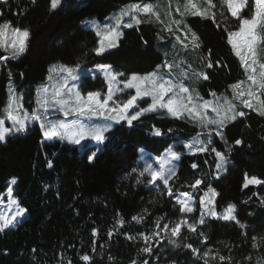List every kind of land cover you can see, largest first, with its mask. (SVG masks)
<instances>
[{
  "label": "trees",
  "instance_id": "16d2710c",
  "mask_svg": "<svg viewBox=\"0 0 264 264\" xmlns=\"http://www.w3.org/2000/svg\"><path fill=\"white\" fill-rule=\"evenodd\" d=\"M141 2L153 4L157 0H64L63 7L56 11L49 10L50 0H37L35 5H31L30 0H10L8 5L0 6L5 13L0 20L7 19L14 26L28 28L31 33L27 52L17 60L0 65V118L4 116L8 100L9 72L16 92L24 95L27 108L29 102L35 106L34 90L47 79L52 64L74 65L83 61L86 69L109 64L115 71L131 76L155 71L165 59V52L169 53L167 58H171L173 37L163 31L157 21L144 15L140 17L144 23L122 29L123 36L117 48L99 57L90 52L98 38L94 32L83 30L81 21L95 18L103 24L125 5ZM213 3L219 10L220 1L213 0ZM24 8L28 10L18 14ZM223 10L229 29H236L238 21L230 16L226 7ZM245 14L251 15L247 9ZM217 19L221 20L219 15ZM183 20L201 38L196 62L200 71L209 74V80L196 84L202 97L210 99V92L227 93L230 85L245 79V70L227 43L224 23L218 28L211 18L191 15ZM158 35L164 39H157ZM209 50L213 63L220 61L224 67L203 68L201 61L209 55ZM4 54L0 50V55ZM81 84L84 94L107 91L100 76L96 79L89 76L82 79ZM244 112L245 117L237 118L224 129L228 145L233 146L226 173L219 179L213 177L216 171L213 153L185 154L176 176L169 183L174 196L190 193L194 191L190 185L203 176L198 194L211 184L219 193L215 199L217 211L234 203L237 218L247 228L241 229L234 221L207 219L194 233L182 227L177 237L179 248H173L166 239L159 245L153 240L151 256L139 251L144 242L137 233L144 230L151 233L158 216L165 217L161 221L164 223L178 221L181 214L178 205L173 208L175 200L167 195V190L160 192L143 183L137 184L132 169L138 165L141 148L154 157L160 156L169 145H179L176 150L186 152L183 143L202 131L194 122L148 113L134 121V128L129 129L126 124L113 125L112 143L91 165L87 155L76 147L59 141L43 142L38 123L31 125L25 135L9 137L6 144H0V196L15 177L18 183L14 194L27 209V219L19 227L0 233V264H68L69 261L84 264L80 259L84 254L92 258L91 264H131L133 260L138 262L136 264L144 260L149 264H203L202 259L194 257L192 251L184 247L185 244H191L201 254L211 249L231 257V264H264V242L258 240L259 247L252 246L253 236L264 237V205L259 199L264 197V185L242 188L245 173L264 179V117L255 111ZM153 127L159 128L163 135H151ZM236 139L243 141L241 146L234 145ZM215 146L223 151L226 145L216 137ZM48 161H52L51 168ZM192 163L199 167L193 169ZM144 209L148 213H144ZM137 214L144 216L139 224L132 220ZM197 215L198 209L191 218ZM118 220L125 221L123 226ZM93 229L97 231L96 237L92 236ZM109 231L113 232L111 238ZM201 231L207 236L206 243H201ZM125 234L136 238L127 239ZM208 264L221 262L218 257L216 260L209 258Z\"/></svg>",
  "mask_w": 264,
  "mask_h": 264
},
{
  "label": "snow or ice",
  "instance_id": "6c2138e0",
  "mask_svg": "<svg viewBox=\"0 0 264 264\" xmlns=\"http://www.w3.org/2000/svg\"><path fill=\"white\" fill-rule=\"evenodd\" d=\"M9 2L10 0H0V6H6ZM205 2L207 7H202L195 0H186L184 12H181L180 7L177 6L176 11L181 19L172 20V23L176 25L175 30L171 25H166L162 30L173 37V50H176L179 45L180 50L195 51L201 47V38L184 22L185 13L202 19L211 18L218 28L221 23L225 24L227 43L239 58L241 66L245 70L247 82L250 83L246 88L244 87L246 81H238L230 85L233 96L231 99L223 97V103H221L222 98L215 92L209 93L212 99H205L197 89L186 86L183 80L190 79L192 75H195L197 79L207 81L209 74L203 70L194 72L192 65L187 63L185 58H181L179 61L169 60L167 52L164 54L165 59L156 66V70L143 77L137 74L127 76L123 72L115 71L109 64H97L91 69H86L83 61H77L74 65L52 64L48 68L47 82L37 88L36 106L30 111L20 102V97H18L11 81L12 74L9 72V99L3 109L5 116L0 118V144H6L9 137L25 135L31 125L39 123L44 140L49 142L58 140L82 150L91 165L98 160L99 154L112 143L114 138L110 134L114 131L113 125L121 124L123 126L126 124L129 129L134 128V121L148 113L163 114L166 111L169 117L177 120H190L202 129L191 140L183 143L186 152L177 151L176 148L179 145H169L157 157H153L151 154L145 155L142 148L139 150L138 167L132 169V173L137 174L136 183H143L150 189L160 192L167 190V195L175 200L173 208L175 209L178 205V211L181 214L178 221L169 220L164 223L161 221H164L165 217L158 216L150 234L137 233V236L142 238L145 243V246L139 251L149 256L153 254V240L159 245L166 239L173 248H179L180 243L177 237L180 235L182 227H186L189 232L194 233L199 225L207 222L208 218L234 221L241 229L247 228V225L237 218V206L234 203L230 202L222 211H217L215 198L219 193L211 184L199 198V217L189 220L187 214L196 211L192 195L183 192L174 196L169 183L176 176L183 156L197 153H213L215 155L216 171L214 176L219 179L228 170L229 156L233 150V146L227 143L224 129L227 124L237 118L246 116L243 110H238V105L264 117V59L260 58L261 53H264V0H220L219 13L213 11L217 8L213 0H205ZM36 3L37 0H30L31 5ZM63 4L64 0H50L49 10L56 11L62 8ZM155 7L156 5L150 2L129 3L120 12L109 17V22L106 24L99 23L95 18L81 21L82 29L94 32L98 38L96 46L90 49V52L99 57L105 52L117 48L119 40L123 36L122 29L144 23L145 21L140 18L142 15L156 17L159 20V13L154 10ZM224 7L231 17L238 21L236 29H229L227 26L228 19L224 13ZM245 9L251 13L250 16L245 14ZM27 10L24 8L18 14L22 15ZM4 15L5 13L0 10V18ZM168 15L171 16V12ZM217 15L221 20L217 19ZM125 18L128 19L125 20ZM30 36L28 28L14 26L7 19L0 20V50L5 53L0 55V65L23 56L29 48ZM157 39L163 40L164 37L158 35ZM145 43L147 42L145 41ZM87 55L88 53H85V56ZM201 63L206 69L224 67L220 61L213 63L211 50L207 57L202 58ZM183 64H187L186 69L181 67ZM164 72H167V78L164 76ZM177 72L183 78L180 81L175 79ZM89 76L92 79L103 76L107 92L88 91L84 94L81 90V81ZM132 89L135 90V94L128 92ZM125 94L128 98L121 99ZM145 97L151 98V103L144 101L147 104L146 107L141 104ZM209 112L214 116H210ZM53 113L62 114L63 119H52ZM96 119H102L105 123H92ZM6 122L11 126H6ZM171 131L169 129V133ZM150 134L155 137L163 135L162 131L156 127L152 128ZM216 137H219L226 145L223 151L215 146ZM242 143L241 139L234 141L235 146H241ZM48 167H52V161H48ZM191 167L197 169L199 165L192 163ZM17 183L15 177L10 180L6 189V204L3 196H0V207L6 209L0 211V233H6L8 230L19 227L27 219V209L21 206V202L14 195L16 191L14 186ZM161 183L163 188L160 187ZM202 183L203 176L197 178L190 187L197 191L199 190L198 186ZM250 185H264V179L245 173L242 188L246 189ZM259 199L260 203L264 205V197H259ZM143 212L148 213V210L144 209ZM119 215L118 212L117 216ZM143 219L144 216L141 214L132 217V220L137 224L141 223ZM117 223L123 226L125 221L118 220ZM96 235L97 231L93 229L92 236L96 237ZM108 235L111 238L113 232L109 231ZM199 235L202 237L201 243H206V234L201 231ZM125 236L130 240L136 238L127 234ZM258 240L264 242V237L253 236V248L259 247ZM93 245H95V240H93ZM184 247L190 249L194 257L202 259L203 264H208L209 258L216 260L217 257L221 264H225V261L227 264H231V257L219 255L211 249L201 254L200 250L191 244H185ZM33 251L35 252V249ZM93 252H95V247H93ZM80 259L84 264H91L92 258L88 254L82 255ZM246 259H251V257ZM68 264H71V261ZM131 264H136V261L133 260ZM143 264H149V261L144 260Z\"/></svg>",
  "mask_w": 264,
  "mask_h": 264
},
{
  "label": "rangeland",
  "instance_id": "374dc122",
  "mask_svg": "<svg viewBox=\"0 0 264 264\" xmlns=\"http://www.w3.org/2000/svg\"><path fill=\"white\" fill-rule=\"evenodd\" d=\"M220 1V0H219ZM185 2H186V0H157V2L156 3H153L154 5H156V7H155V11L156 12H158L159 13V17H160V19L159 20H157L156 19V17H149V18H151V19H153V20H155V21H157L160 25H162L163 26V28L166 26V25H171V27L175 30V28H176V25L174 24V23H172V20H174V19H181V17H180V15H179V13H177V11H176V9H177V6H179L180 7V11L181 12H184V6H185ZM195 2H197L199 5H201L202 7H207V4H206V2H205V0H195ZM122 8H120L117 12H115L114 14H116V13H118V12H120V10H121ZM213 11H216L217 13H219V10L218 9H214ZM169 12H171V16H169L168 15V13ZM113 14V15H114ZM112 15V16H113ZM111 16V17H112ZM186 16H189V14H187V13H185V15H184V17H183V19L186 17ZM231 16V15H230ZM148 17V16H147ZM87 19H91V18H87ZM128 18H125V20H127ZM109 22V20H107L105 23H103V24H106V23H108ZM181 27H183L182 25H181ZM167 33V32H166ZM173 41V40H172ZM181 58H185L186 59V61H187V63H190L191 65H192V70L194 71V72H199L200 71V68L197 66V62H196V50L195 51H183V50H180V48H179V45L177 46V49L176 50H174V55L171 57V58H169V60H175V61H179ZM260 58L261 59H264V53H261V56H260ZM95 67V66H94ZM94 67H91V68H94ZM181 67L182 68H187V64H183V65H181ZM91 68H88V69H91ZM164 74V76L167 78V72H164L163 73ZM138 76H141V77H143V76H145V75H138ZM91 77V76H90ZM100 77H102L103 78V76H100ZM104 79V78H103ZM175 79L177 80V81H180V80H182L183 78L178 74V72H177V74L175 75ZM200 80H202V79H197V77L195 76V75H192L191 76V78L190 79H187V80H183V83L186 85V86H189L190 88H195L196 89V84H197V82L198 81H200ZM242 81H246V83H245V85H244V87L246 88L247 87V84L248 83H250V82H247V79H246V76H245V79L244 80H242ZM46 81H44V83H45ZM37 88H38V86L35 88V90H34V100H33V102L35 103V101H36V96H37ZM107 92V91H106ZM128 92L130 93V94H135V90L134 89H132V90H128ZM17 95H18V97H20V102L21 103H23V105L25 106V104H24V95H22L21 93H20V95L17 93ZM193 95H195L194 93H193ZM218 96H220L222 99H221V103H223V97H228L229 99H231L232 98V96H233V92H232V90L229 88L228 89V92L227 93H222V94H219ZM128 98V96H127V94H125V95H123L122 97H121V99H124V100H126ZM8 99H9V93H8ZM210 99H212V97L210 98ZM144 101H147V103H151V98L150 97H145L142 101H141V104L143 105V106H147V104L146 103H144ZM7 103H8V100H7ZM7 103H6V105H7ZM5 105V106H6ZM35 106H36V104H34ZM34 106V107H35ZM5 108V107H4ZM26 108V107H25ZM33 108V104L31 103V102H29V104L27 105V108L26 109H28L29 111L31 110ZM238 110H249V109H245V108H243V106L242 105H238ZM5 113L3 112V115H4ZM53 114H55V115H52V119H63V116H62V114H59V113H53ZM58 114V115H57ZM160 114V113H159ZM163 114H166V115H168L167 114V112L166 111H164L163 112ZM210 116H214V114L213 113H208ZM1 118H4V117H1ZM87 122V121H86ZM92 123H94V124H102V123H105V121H103L102 119H96V120H93L92 121ZM6 126H8V127H10L11 125H10V123H7L6 122ZM202 130V129H201ZM42 136H43V134H42ZM43 142H46V140H44V136H43ZM148 153L147 152H145V155H147ZM198 154V153H197ZM199 154H201V153H199ZM206 154H208V155H211V153H206ZM154 157V156H153ZM140 160V152H139V158H138V161ZM137 167H138V165H137ZM136 176H137V174H136ZM213 177H215L214 176V174H213ZM212 177V178H213ZM10 182V181H9ZM9 182H8V185H9ZM160 185H162V183L160 184ZM15 187V186H14ZM147 188H149V187H147ZM153 190H155V189H153ZM157 191V190H156ZM190 195H192V197H193V200H194V202H195V208L196 209H198V215H197V217L196 218H198L199 217V215H200V212H199V198H200V196H202L203 195V192L202 193H199L198 194V190L197 191H193V192H190L189 193ZM15 195V194H14ZM1 196H3V199H4V203L6 204L7 203V194H6V191L1 195ZM216 199V198H215ZM179 207V206H178ZM3 210H6V209H4V208H2V207H0V211H3ZM194 214V212L193 213H190V214H187L188 215V218H189V220H191V219H193V218H191V216ZM208 219H211V218H208ZM216 220V219H215ZM221 221H223V220H221ZM224 222H226V221H224ZM200 226V225H199ZM15 229V228H14ZM11 230H13V229H11ZM8 231H10V230H8ZM7 232V231H6ZM145 234H150L149 233V231L148 230H144L143 231ZM142 239V238H141ZM142 242H144L143 241V239H142ZM145 246V243H142L141 244V248L142 247H144ZM142 254H145V253H142ZM142 254H141V256H142ZM136 263H138L137 261H136ZM140 264H143L142 262L140 263ZM157 264V263H156Z\"/></svg>",
  "mask_w": 264,
  "mask_h": 264
},
{
  "label": "crops",
  "instance_id": "0c3cea01",
  "mask_svg": "<svg viewBox=\"0 0 264 264\" xmlns=\"http://www.w3.org/2000/svg\"><path fill=\"white\" fill-rule=\"evenodd\" d=\"M45 81L47 82V79H46ZM46 82H45V83H46ZM53 115H55V114H53ZM57 115H58V114H57ZM4 116H5V114H4ZM4 116H3V117H4ZM38 124H39V123H38ZM39 126H40V125H39ZM42 134H43V133H42ZM56 141H58V140H56ZM56 141H54V142H56ZM46 142L51 143V142H49V141H46ZM59 142H60V141H59Z\"/></svg>",
  "mask_w": 264,
  "mask_h": 264
}]
</instances>
